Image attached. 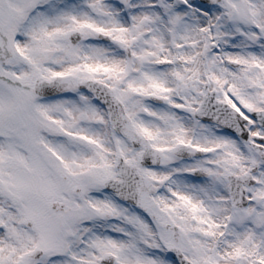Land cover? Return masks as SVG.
Wrapping results in <instances>:
<instances>
[{
    "label": "snow or ice",
    "instance_id": "obj_1",
    "mask_svg": "<svg viewBox=\"0 0 264 264\" xmlns=\"http://www.w3.org/2000/svg\"><path fill=\"white\" fill-rule=\"evenodd\" d=\"M0 264H264V0H0Z\"/></svg>",
    "mask_w": 264,
    "mask_h": 264
}]
</instances>
